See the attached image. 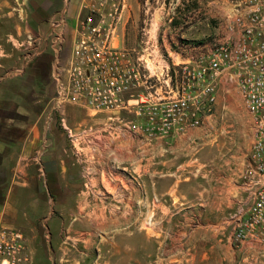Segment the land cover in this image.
<instances>
[{"label": "crops", "instance_id": "1", "mask_svg": "<svg viewBox=\"0 0 264 264\" xmlns=\"http://www.w3.org/2000/svg\"><path fill=\"white\" fill-rule=\"evenodd\" d=\"M37 4L34 26L48 31L50 18L67 1L38 0ZM75 8L70 7V12L74 14ZM226 16L221 13L223 22L214 37L227 33ZM183 50L176 51L181 61L193 60L198 54L195 45ZM11 55L0 54V226H33L19 205L30 186L24 171L32 166L38 177L37 192L28 204L47 209L43 221L54 218L56 209L64 219L74 221L71 224L79 226L81 233L89 219L105 221L98 225L102 229L98 257L107 252L112 259L124 252L127 242L130 264H264V243L248 241L236 246L229 236L228 218L246 195L242 175L250 161V149L235 159V164L206 161L199 149L207 133L204 128L149 141L146 134L112 132L107 127L109 132L101 133L93 145H84L77 157L63 133H47L39 126L26 132L20 125L25 108L15 102L24 100L28 90V83L20 78L31 71L37 74L42 65L40 58L23 55L20 66H13L18 76L5 74ZM47 66L42 81L49 90L51 63ZM52 118L47 116L44 125L53 128ZM106 122L107 118L101 117L93 123ZM76 172L83 178L77 185ZM86 172L96 173L92 187L85 179ZM9 173H15L10 184ZM124 222L126 236L118 234ZM111 227L117 230L112 236L108 235Z\"/></svg>", "mask_w": 264, "mask_h": 264}, {"label": "built area", "instance_id": "2", "mask_svg": "<svg viewBox=\"0 0 264 264\" xmlns=\"http://www.w3.org/2000/svg\"><path fill=\"white\" fill-rule=\"evenodd\" d=\"M50 18V28L27 41L52 52V110L67 106L104 112L107 122L67 125L72 144L93 145L101 133L146 134L149 141L204 128L214 117L223 81L238 89L252 121L250 161L242 175L246 195L229 216L236 246L264 243V0H227V33L195 44V59L169 63L153 25L139 47L123 44L129 0H70ZM69 46V47H68ZM177 53V52H176ZM116 122V124H113ZM108 131V132H109ZM0 264H36L24 231L0 226Z\"/></svg>", "mask_w": 264, "mask_h": 264}, {"label": "rangeland", "instance_id": "3", "mask_svg": "<svg viewBox=\"0 0 264 264\" xmlns=\"http://www.w3.org/2000/svg\"><path fill=\"white\" fill-rule=\"evenodd\" d=\"M37 3L38 0H0V54L2 57L6 53L12 54L8 57L5 74L16 75L18 72L14 68L20 66L23 55L35 50L33 49L35 48L34 44L28 42L22 44V42L27 41L30 35H42L47 31L36 26L37 20L35 21L33 16H37L35 13ZM76 4L77 0H70L71 8ZM229 10L230 4L227 0H129V21L123 44L126 47L137 46L140 48L143 45L142 40L146 39L143 34L144 28L150 27L152 23L153 31L157 33L158 37V48L165 59L171 64L180 62L181 56L176 51L185 52L183 50L185 46L191 47L213 38L223 22L221 13H227ZM69 15L72 16L73 13L70 12ZM44 55L49 56L52 66L53 55L46 45H42L40 53L34 56L40 58ZM49 78V85H51L49 90L45 88L44 82L37 80L36 74L32 71L20 78L24 84L28 83L24 100L19 98V101L15 102L22 104L25 108L20 125L26 132L39 126L40 128L44 127L43 129L47 133L52 131L63 133L65 143L67 146L70 145L78 157L84 146L81 147L77 143L75 146L72 144L66 128L62 125L61 117L64 116L66 124L76 129L84 124L97 125L93 123L95 118H106L107 114L89 113L85 109L74 106H67L63 114V109L52 110L55 89L51 81V67ZM13 110L17 111L16 108ZM47 116L53 117V128L44 125ZM204 129L207 133L199 148L200 151H204L203 160L218 159L220 162L231 161V164H235V159L249 151L252 142V121L234 84L222 82L218 92L215 115ZM10 166L11 160L8 159L6 167L9 169ZM33 169L34 167L29 166L28 170L24 171L26 181L30 186L24 190L25 195L22 196L19 205L25 213L24 217L33 224V226L25 227L26 229L22 228V230L34 252L36 264H106L108 260H111L113 264H130L126 252L127 242L122 248L124 252L117 254L112 259L109 257L110 253L107 252L104 253L105 257H98L96 247L102 231L98 225L101 226L105 221L89 219L88 226L82 228L83 233L80 232L79 226L71 224L74 221L64 219L65 217H62L57 209L54 218L43 221L47 209L40 206L39 208H37L38 206L30 207L28 204L29 198L37 192L38 177L33 173ZM14 174L9 173V184L12 183ZM76 174L78 176L75 178L77 185L78 181L83 178L79 176L81 175L79 172ZM85 174V179L92 187L95 183L93 176L96 173L86 172ZM18 180L21 181L20 177ZM31 186L34 187L31 188ZM30 189H33L34 192ZM38 194L40 195V193ZM122 224L118 234L126 236L128 226L126 222ZM50 226L54 234L50 231ZM113 228L114 231H112ZM116 231L115 227H111L108 230V235L112 236ZM112 239L113 237H111ZM108 243L107 247L110 246Z\"/></svg>", "mask_w": 264, "mask_h": 264}, {"label": "trees", "instance_id": "4", "mask_svg": "<svg viewBox=\"0 0 264 264\" xmlns=\"http://www.w3.org/2000/svg\"><path fill=\"white\" fill-rule=\"evenodd\" d=\"M53 58V57H52ZM40 62L39 64L42 65V70H38L36 76H37V80H39L40 82H43L42 80L45 78V76L47 75V65H49L50 62V58L48 55H44L43 57H40Z\"/></svg>", "mask_w": 264, "mask_h": 264}, {"label": "bare ground", "instance_id": "5", "mask_svg": "<svg viewBox=\"0 0 264 264\" xmlns=\"http://www.w3.org/2000/svg\"><path fill=\"white\" fill-rule=\"evenodd\" d=\"M90 180V179H89ZM112 185V184H111ZM108 186V185H107ZM113 189V188H112ZM100 212V211H99ZM91 215V214H90ZM132 217V216H131ZM92 222V221H91ZM98 223V222H97ZM113 241V240H112Z\"/></svg>", "mask_w": 264, "mask_h": 264}]
</instances>
